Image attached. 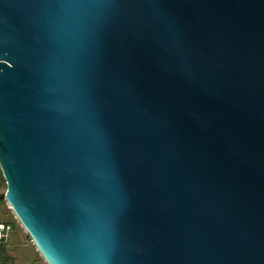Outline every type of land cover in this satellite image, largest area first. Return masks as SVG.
<instances>
[{"label":"water","instance_id":"water-1","mask_svg":"<svg viewBox=\"0 0 264 264\" xmlns=\"http://www.w3.org/2000/svg\"><path fill=\"white\" fill-rule=\"evenodd\" d=\"M0 172L45 264H264V0H0Z\"/></svg>","mask_w":264,"mask_h":264},{"label":"rangeland","instance_id":"rangeland-1","mask_svg":"<svg viewBox=\"0 0 264 264\" xmlns=\"http://www.w3.org/2000/svg\"><path fill=\"white\" fill-rule=\"evenodd\" d=\"M5 189L6 186L5 183H3L0 189V193L4 194ZM1 219L3 220V223L10 224L11 229L14 230L13 233L9 236V240L13 244L10 246H15L16 248L13 252V255L15 256L14 264H45L40 258L36 249L33 247L29 237L24 233L20 225L17 223V220L8 209L5 201L1 207ZM18 232L19 234H21V237L18 236Z\"/></svg>","mask_w":264,"mask_h":264},{"label":"crops","instance_id":"crops-1","mask_svg":"<svg viewBox=\"0 0 264 264\" xmlns=\"http://www.w3.org/2000/svg\"><path fill=\"white\" fill-rule=\"evenodd\" d=\"M0 222L3 223V220L1 219ZM7 225H9L11 229V225L10 224ZM13 231L14 230L11 229L7 232V237L0 245V264H14L15 262V256L13 255V252L15 251L16 248L15 246H10L13 244L9 240V236L13 233ZM18 236L21 237V234H19V232H18Z\"/></svg>","mask_w":264,"mask_h":264},{"label":"built area","instance_id":"built-area-1","mask_svg":"<svg viewBox=\"0 0 264 264\" xmlns=\"http://www.w3.org/2000/svg\"><path fill=\"white\" fill-rule=\"evenodd\" d=\"M3 183H5V182H4V179H3L2 174L0 172V189H1V186L3 185ZM9 230H11L9 225L0 222V245L5 240V238L7 237V232Z\"/></svg>","mask_w":264,"mask_h":264},{"label":"trees","instance_id":"trees-1","mask_svg":"<svg viewBox=\"0 0 264 264\" xmlns=\"http://www.w3.org/2000/svg\"><path fill=\"white\" fill-rule=\"evenodd\" d=\"M4 203V199H3V193H0V220H1V207L2 204ZM15 222V221H14ZM18 223V222H17Z\"/></svg>","mask_w":264,"mask_h":264}]
</instances>
